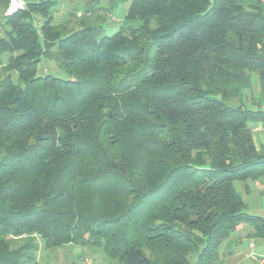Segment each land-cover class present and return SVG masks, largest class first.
Listing matches in <instances>:
<instances>
[{"label": "trees", "instance_id": "trees-1", "mask_svg": "<svg viewBox=\"0 0 264 264\" xmlns=\"http://www.w3.org/2000/svg\"><path fill=\"white\" fill-rule=\"evenodd\" d=\"M262 5L86 0L56 24L57 0H0V264H37L38 239L113 264H222L245 224L264 241L234 187L264 178Z\"/></svg>", "mask_w": 264, "mask_h": 264}, {"label": "rangeland", "instance_id": "rangeland-1", "mask_svg": "<svg viewBox=\"0 0 264 264\" xmlns=\"http://www.w3.org/2000/svg\"><path fill=\"white\" fill-rule=\"evenodd\" d=\"M29 1V0H24ZM70 1V3L65 2V6H68V9L64 10L63 12L66 13V15L63 17V19H58L57 11L55 13V23L60 24L63 22H66L68 18V14L76 9H82L84 2L83 1H76L73 2ZM106 2V0H100V3L103 5ZM263 2V10H264V0ZM72 3V4H71ZM127 2L120 3L113 11H114V16H112L111 23H109L110 26L113 25V23H120L122 21V15L126 11L127 7ZM59 10L58 12H60ZM74 21L70 22V26L74 25ZM6 25L3 20L0 21V36H4L5 30H6ZM116 29V28H115ZM9 54H4L2 56L3 60H6L7 56ZM38 73L40 75L44 74H49L55 77L59 78H65V75L62 71H60L54 64L53 61H49L47 59H42L38 65ZM248 94V102L247 104L250 107H253L251 104L253 99H258L259 97V92H258V80L257 76L254 74L252 75V82H251V88L247 92ZM254 100V101H256ZM264 103V100L261 101ZM251 183V182H250ZM234 187L236 191L242 196V199L244 201L247 200V197L244 195L243 191V183L240 181L234 182ZM264 200V199H263ZM247 202V201H246ZM248 213L255 214L261 217H264V208L260 206V201L259 200H251L250 203H248V208H247ZM250 227L245 224L244 225V232L250 231ZM38 249L35 253L36 259H37V264H85V261L88 260L90 261V264H113L112 262L108 261L102 253L97 250V249H91V248H79L75 245H64V246H58V247H51V248H46L43 241L38 239ZM244 244V249H245ZM229 248L234 250V245L228 244ZM256 255V254H255ZM221 259L223 261L222 264H227L230 261V258L223 254L221 256ZM260 260V258H259ZM264 260V258H262ZM262 263V262H261ZM264 263V262H263ZM229 264H260L259 261H254L252 258L247 257V256H240L237 260L234 262H231Z\"/></svg>", "mask_w": 264, "mask_h": 264}, {"label": "crops", "instance_id": "crops-1", "mask_svg": "<svg viewBox=\"0 0 264 264\" xmlns=\"http://www.w3.org/2000/svg\"><path fill=\"white\" fill-rule=\"evenodd\" d=\"M70 1L76 2L79 0H57V14L58 19H63V17L66 15L63 11L68 9V6H65V2L70 3ZM85 2L86 0H80ZM72 2V3H73ZM71 3V4H72ZM61 10L60 12H58ZM125 14V13H124ZM124 14L121 16L123 17ZM110 28H113V25L110 26ZM264 109V105L262 106ZM252 136L257 145H264V127L261 123H255L252 127ZM247 190H244V195L247 197V202L244 201L248 208V203H250L251 200H259L260 206L264 208V178L258 179L255 182L248 183ZM244 187V186H243ZM255 215V214H254ZM261 217V216H260ZM264 218V217H262ZM228 244L234 245V250L230 249ZM244 244L245 249H244ZM219 252L223 255H227L230 258L229 263L234 262L237 260L240 256H247L251 253L256 254L259 257L264 258V241L261 239H248L247 238V232H244V230H240L238 232L233 233L228 240L224 241L220 247ZM227 263V264H229Z\"/></svg>", "mask_w": 264, "mask_h": 264}, {"label": "built area", "instance_id": "built-area-1", "mask_svg": "<svg viewBox=\"0 0 264 264\" xmlns=\"http://www.w3.org/2000/svg\"><path fill=\"white\" fill-rule=\"evenodd\" d=\"M25 7V1L24 0H8V6L6 8L5 14L11 15L19 10H23ZM250 257L254 261H259L260 264H264V260H262V257H259L253 253L250 254ZM260 258V260H259ZM262 262V263H261ZM85 264H90V261L86 260Z\"/></svg>", "mask_w": 264, "mask_h": 264}]
</instances>
